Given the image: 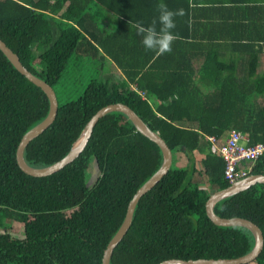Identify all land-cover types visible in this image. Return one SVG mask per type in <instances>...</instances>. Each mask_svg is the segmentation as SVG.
I'll return each instance as SVG.
<instances>
[{"label":"trees","instance_id":"16d2710c","mask_svg":"<svg viewBox=\"0 0 264 264\" xmlns=\"http://www.w3.org/2000/svg\"><path fill=\"white\" fill-rule=\"evenodd\" d=\"M105 1L0 0V37L53 88L73 54L101 57L110 67L99 64L102 77H91L76 98L58 101L54 120L27 143L25 160L33 166L58 160L98 108L124 102L165 139L172 163L138 199L110 264L234 257L249 251L254 236L247 227L216 224L206 213L210 193L230 183L225 160L211 149L207 135L222 138L235 127L248 135V143L264 142V71L254 75L260 49L237 51L249 54L244 59L234 51L226 58L196 49L203 61L195 68L180 59L187 49L172 44V51L162 55L145 49L134 27L138 22L148 26L145 7L135 3L140 17ZM101 6L110 7L112 17ZM247 20L244 29L264 39V23L251 16ZM240 34L245 35L240 31L231 39ZM48 108L42 88L0 49V264H101L129 199L161 164V148L125 113L113 110L98 119L71 162L47 175L29 174L18 165L16 148ZM196 150L202 153L200 167ZM93 162L98 173L88 184ZM250 172L264 173V151ZM214 210L251 219L264 237V182L218 200ZM5 217L22 222L23 237L10 231ZM238 264H264V241L254 259Z\"/></svg>","mask_w":264,"mask_h":264},{"label":"water","instance_id":"95a60500","mask_svg":"<svg viewBox=\"0 0 264 264\" xmlns=\"http://www.w3.org/2000/svg\"><path fill=\"white\" fill-rule=\"evenodd\" d=\"M0 49L13 63V65L23 73L29 80L37 84L46 93L49 101L48 112L39 122L34 124L26 130L21 136L16 148V160L20 168L32 175H47L57 171L65 164L71 162L85 147L95 123L98 119L109 111L118 110L125 113L133 122L135 127L143 134L154 140L162 151V161L159 167L135 190L132 197L129 199L126 212L118 229L109 239L106 247L103 250L101 264H110V257L112 255L115 245L121 240L129 228L134 208L140 196L149 190L169 169L172 163V151L165 139L160 135L157 130L152 129L142 119V117L128 104L116 101L107 103L98 108L91 117L84 124L81 132L73 141L69 150L58 160L43 166H33L27 163L24 157V149L27 143L43 130H45L50 123L54 120L57 109L58 99L53 86L45 79L29 70L20 60L18 54L12 50L10 46L0 37ZM97 168V165H96ZM257 182H264V173H249L245 177L229 183L227 186L214 190L205 201V208L208 217L216 224L219 225H242L247 227L254 236V244L251 249L241 255L234 257H197V258H181L169 257L159 261L157 264H238L246 263L254 259L263 247V233L258 224L249 218L242 216H221L214 210V204L235 192L249 187L251 184Z\"/></svg>","mask_w":264,"mask_h":264},{"label":"crops","instance_id":"0c3cea01","mask_svg":"<svg viewBox=\"0 0 264 264\" xmlns=\"http://www.w3.org/2000/svg\"><path fill=\"white\" fill-rule=\"evenodd\" d=\"M148 1L150 2L146 5L140 0H107L105 2L108 6L125 9L127 13L132 15L136 13L140 17L143 16L136 10L135 3L138 7H145L143 13L149 26L152 20L158 17L156 4L159 0ZM163 2L170 10L176 11L182 8L185 12L184 16L175 17L176 27L172 29L176 36L172 43L174 48L187 49L189 53L186 56H180L182 62L190 63L197 68L202 63L203 56L200 52L197 53L196 49L198 51L214 50L226 58H229L231 51H234L238 57L244 59L249 54L237 51L250 50L252 46V49H260L255 59L258 61L257 66H261L264 70V39L254 38V33H249L250 29H244L250 25L247 24L248 16L255 17L259 22L264 23V0H163ZM101 7L105 15L112 17L110 7ZM240 31H243L245 35L240 34L231 39ZM248 42L253 44L249 46ZM251 56L254 57L253 54Z\"/></svg>","mask_w":264,"mask_h":264},{"label":"rangeland","instance_id":"374dc122","mask_svg":"<svg viewBox=\"0 0 264 264\" xmlns=\"http://www.w3.org/2000/svg\"><path fill=\"white\" fill-rule=\"evenodd\" d=\"M101 60H103L101 57H92V55L73 54L67 62L66 67L63 69L59 80L54 84V90L56 92L58 101L62 103L64 101L76 98L82 92L91 77H102L104 75L103 69L105 65L108 68L110 67L107 65L106 60L105 65ZM101 63L104 65V67L99 65ZM110 66L114 67L115 64L112 63ZM263 71L264 70L261 66H257V71L254 75L262 74ZM224 137H222V139ZM194 154L196 158V165L197 167H200L202 153L196 150ZM97 173L98 170L96 168V163L93 162L89 176L87 178L88 184L93 182ZM203 184L204 183H202L201 186ZM4 221L6 224H11L10 231L15 236H24L23 225L21 221L7 217L4 218Z\"/></svg>","mask_w":264,"mask_h":264},{"label":"built area","instance_id":"2783aa9c","mask_svg":"<svg viewBox=\"0 0 264 264\" xmlns=\"http://www.w3.org/2000/svg\"><path fill=\"white\" fill-rule=\"evenodd\" d=\"M207 139L211 149L224 158V174L230 183L251 173L254 161L264 151V142L248 143V135L235 127L229 128L223 139L213 134Z\"/></svg>","mask_w":264,"mask_h":264},{"label":"clouds","instance_id":"9594fccd","mask_svg":"<svg viewBox=\"0 0 264 264\" xmlns=\"http://www.w3.org/2000/svg\"><path fill=\"white\" fill-rule=\"evenodd\" d=\"M158 17L154 18L149 26H143L141 23H136L134 27L137 29V34L142 37V44L147 50H155L162 55L172 51V43L176 36L172 29L176 27L175 17L184 16V9L176 11L170 10L168 6L159 0L156 4ZM159 24V28H157Z\"/></svg>","mask_w":264,"mask_h":264}]
</instances>
